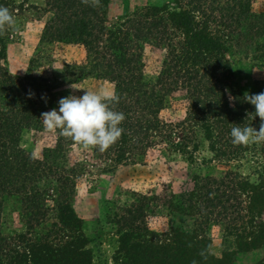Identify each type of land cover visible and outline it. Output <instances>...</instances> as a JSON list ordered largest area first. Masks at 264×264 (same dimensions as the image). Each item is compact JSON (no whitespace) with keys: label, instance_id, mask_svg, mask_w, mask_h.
<instances>
[{"label":"trees","instance_id":"1","mask_svg":"<svg viewBox=\"0 0 264 264\" xmlns=\"http://www.w3.org/2000/svg\"><path fill=\"white\" fill-rule=\"evenodd\" d=\"M48 1L53 16L44 27L41 41L81 44L86 59L65 65L66 69L59 71L64 78L57 85L45 75L32 74L34 59L25 75L12 74L0 30V264H93L91 241L71 200L77 179L86 170L85 159L70 163L68 151L77 143L61 136L58 129L56 145L43 159L20 145L23 130L41 123V114L55 105L52 92L60 84L88 76L115 83L119 102L113 110L125 114L120 125L123 132L104 152L96 149L114 164L142 155L157 142L174 144L176 136H184L186 141L179 146L184 149L188 126L199 122L215 153L233 159L246 145L231 142V128L258 129L260 123L259 117L253 119L254 106L235 89L226 54L228 40L239 36L243 23L247 22L249 31L257 26L251 13L252 0H172V5L142 7L115 23L108 18L111 0H99L96 6L81 0ZM218 28L227 33L218 34ZM147 43L167 52L153 84H147L143 77L142 55ZM179 89L188 93L187 117L169 122L161 117V109L166 96ZM260 92H264V81L256 84L254 94ZM259 173L257 182L228 171L223 179L214 180L216 187L196 183L192 190L181 193L178 205L192 215L197 210L205 217L220 206L225 217L236 223L231 227L237 231V251L264 249V166ZM234 192L247 199L245 206H235L238 216L232 220L226 212L232 207L223 203V198L228 193V203ZM12 196L20 202L26 229L7 232L2 217L5 202ZM152 202L151 197L142 195L117 214L121 226L116 263L233 264L234 252L215 256L207 236L179 228L150 230L145 210ZM255 264H264V257Z\"/></svg>","mask_w":264,"mask_h":264},{"label":"rangeland","instance_id":"2","mask_svg":"<svg viewBox=\"0 0 264 264\" xmlns=\"http://www.w3.org/2000/svg\"><path fill=\"white\" fill-rule=\"evenodd\" d=\"M167 3L172 5V0H111L108 18L115 23L142 7ZM0 5L9 9L15 21L13 26H5L1 30L7 45V66L12 74L25 75L30 61L34 59L36 65L32 74L45 75L51 84L57 85L62 83L64 77L59 71L66 69L65 65L85 61L87 52L81 44L41 41L44 27L53 16L54 9L48 0H0ZM251 13L255 14L256 28L252 30V27L249 31L247 22L243 23L239 27V36L228 40L226 52L234 73L235 89L242 95L246 92L254 94L256 84L264 81V0H252ZM216 31L222 35L227 33L225 29L218 28ZM166 54L163 47L150 43L144 45L143 77L147 84L156 82ZM100 88L112 89L115 93L119 91L115 83L93 76L71 84H60L52 92L56 95V103L47 112L58 109V101L62 97L81 96L86 90L97 91ZM188 108V93L185 89H179L166 96L160 115L169 122L177 123L187 117ZM57 130H48L43 122L34 124L23 130L20 145L43 159L56 145ZM185 136L187 146L184 149L179 147L186 141L184 136H176L174 144L157 142L142 155H133L121 164H114L106 154L98 153L94 147L84 149L74 144L68 151L70 163L86 160V170L77 179L71 200L84 221V231L91 241L89 247L93 251V264H118L115 261L121 226L118 215L130 204L137 203L142 195L154 200L145 210L150 230L165 232L179 228L207 236L215 256L221 257L226 251L234 252L233 264H255L264 257L263 248L237 251L238 235L231 227L236 223L225 217V211L220 206L211 216L205 217L197 210L192 215L191 211L178 205L182 192L192 190L196 183H210L216 187L214 180L223 179L228 171L257 182L261 174L259 170L264 166V143L247 144L240 155L230 159L215 153L201 122L190 124ZM231 195L232 200L227 203V193L223 203L232 207L226 212L233 220L235 214L238 216L233 209L237 205L245 206L247 197L242 194L237 197L235 192ZM261 219L264 221V213ZM2 221L3 229L7 232L26 229L20 202L15 196L7 198Z\"/></svg>","mask_w":264,"mask_h":264},{"label":"clouds","instance_id":"3","mask_svg":"<svg viewBox=\"0 0 264 264\" xmlns=\"http://www.w3.org/2000/svg\"><path fill=\"white\" fill-rule=\"evenodd\" d=\"M81 2L96 6L99 0H81ZM14 23L9 9L0 5V30L5 26L11 27ZM71 87L75 88L73 85ZM232 99L229 94V100ZM243 100L254 106L253 119L260 118L259 128L234 126L230 131L231 142L234 145L264 143V92L257 94L246 92ZM118 102L119 96L112 89L86 90L81 96L62 97L58 101V109L44 112L40 118L48 130L59 129L61 136L70 137L82 148L94 147L104 152L120 138L123 132L120 125L125 120V114L113 110V106Z\"/></svg>","mask_w":264,"mask_h":264}]
</instances>
